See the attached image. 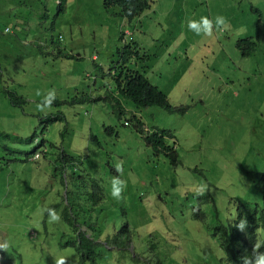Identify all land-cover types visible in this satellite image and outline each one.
Wrapping results in <instances>:
<instances>
[{
  "label": "rangeland",
  "instance_id": "obj_1",
  "mask_svg": "<svg viewBox=\"0 0 264 264\" xmlns=\"http://www.w3.org/2000/svg\"><path fill=\"white\" fill-rule=\"evenodd\" d=\"M37 2L0 0V134L9 136L0 137V242L10 245L0 250V264H54L60 255L81 264L78 235L89 236V227L102 252L98 264L226 263L216 227L235 223L239 202L264 207V0H150L131 21L107 11L104 0H68L56 23L54 2ZM45 8L51 12L41 30L60 32L72 58L51 46L45 56L25 57L28 28L38 22L30 15ZM217 15L226 27L211 36L187 28L188 19ZM245 38L257 42L253 55L237 45ZM127 44L142 57H131ZM124 61L167 93L174 110L139 108L119 94V115L112 94ZM10 87L27 102L12 104ZM50 91L70 102L111 98L52 102L41 112L37 104ZM58 110L67 121L49 122ZM134 115L145 134L174 135L167 142L178 150L177 163L147 146ZM57 147L82 159L66 163L53 154ZM108 157L121 165L119 173L102 164ZM91 167L101 173L89 176ZM114 177L124 184L120 200L110 195ZM99 188L104 198L89 202ZM51 205L59 222H48L43 210ZM258 231L260 246L264 229Z\"/></svg>",
  "mask_w": 264,
  "mask_h": 264
},
{
  "label": "trees",
  "instance_id": "obj_2",
  "mask_svg": "<svg viewBox=\"0 0 264 264\" xmlns=\"http://www.w3.org/2000/svg\"><path fill=\"white\" fill-rule=\"evenodd\" d=\"M35 2H39L41 6L47 7V4L50 1L54 2L55 9H53L54 12V19L52 20L54 23H56V17L59 15L63 16L66 12V4L68 0H33ZM37 2V3H38ZM104 7L107 11L113 12L117 15H122L124 17H127L130 21L134 18H137L138 16L142 15L147 9L151 7L150 0H104ZM256 11H260L258 8H256ZM51 10L46 9L43 11L41 10L38 13H35L33 11L31 13V17L34 20H37L36 27L32 31V28H28L30 35L29 41L27 40L28 48H29V54L25 57H28L30 53H33L34 56L39 55H47L50 52L48 51L49 47H53L54 50L57 51L58 56L72 58L73 55L70 53H67L63 49V45L61 43V33L60 32H53L55 28H51L52 32H49V30L45 33L41 30V27H43V23L47 18L50 17ZM39 23V24H38ZM13 27L16 29L17 24H12ZM54 25V24H53ZM8 27V26H6ZM12 29V28H11ZM5 31V30H4ZM16 35H18L17 31ZM5 33V32H4ZM28 36V34H25ZM28 37V38H29ZM123 37V36H122ZM132 44H127L126 47H128V52L131 57H134V54H136V57L140 59L142 55L140 52L136 49L134 51L133 49L129 48ZM238 47L243 50V55H253L257 50V42L253 41L252 38H245L241 39L237 43ZM1 70V69H0ZM119 72L115 73L116 78V92L117 97L112 94V98L114 101V106L116 110L118 111L119 115H122L125 108L121 103V100L118 98L119 94L123 96L124 98L130 99L132 102H134L139 108H146L150 106H159L161 108L173 111L174 107L172 106L170 102L169 95L165 93L161 88L156 86L151 82V80L146 77L144 74H142L140 71L128 66L126 62L124 61V64L118 69ZM17 73V72H16ZM5 95L10 97V102L14 105H23L27 102V99L25 96L19 94L16 92L15 88L6 89ZM73 99L72 97H69ZM68 98V99H69ZM76 98V97H74ZM110 96L97 98L95 100H101V99H110ZM95 101L94 99H92ZM91 98L88 95H84L80 98L73 99V101H66L58 98L57 100L53 101L55 105L59 106L63 103H69L70 105L75 104H84L87 101H92ZM68 113L63 112L62 110H58L57 112L50 113L47 115V119L49 122H55V121H67ZM121 117V116H120ZM132 125L136 127L138 132L141 134V137L146 141L147 146H151L153 151L155 153H164L171 159V163H177L179 160V154L176 147L172 144H169L167 142V137L172 138L174 135L168 131V130H154L151 133L145 134L144 130V121L139 118L137 115L133 116ZM125 125H131L129 122H125ZM67 127V124H66ZM111 129V132H115L113 127H108ZM64 132H62V135ZM95 136H98L96 133L92 134V144H94V141L96 139ZM0 137L4 139H8L9 136L3 132L0 134ZM35 138V135L31 137L29 140L33 141ZM64 139V138H63ZM57 145V143L53 142L51 143V146ZM60 148L57 147V153L53 151V154L60 159H63L66 163H72L75 164L76 161H80L82 157H79L78 159L75 157H72L70 155H66L63 151L59 152ZM38 153L36 151L33 152V156ZM40 154V153H39ZM35 159L38 157L36 154ZM112 158L108 157V160H106L104 163H102L106 168H108L109 172L113 174V171L117 173L114 165L111 164L110 160ZM88 175L90 174H98L101 173V170L98 167H91L87 171ZM105 174V172H104ZM63 184L64 181H63ZM101 188L97 190V195L92 194L89 197V202H92L94 204H97L98 200L101 201L104 196L100 195ZM210 198L212 201H214L213 197L209 194L206 195V199ZM54 207L53 205L50 206ZM257 208H260L258 206ZM256 208V205L251 203H245V202H239L238 208H237V219L234 224H223L220 223L216 229L215 232L218 234L221 238V246L225 252L226 255V263L222 264H243V257L247 255L249 258L253 256V248L256 245L255 251L257 253H262L264 251V244L259 246V231L258 229H264V207L260 210ZM63 218L68 221L72 226V222L69 218V214L67 211L63 212ZM241 218H244L247 220V226L246 229L241 231L237 227H235V224L239 222ZM91 232L89 236L81 230L78 237L80 241L78 242L77 249L80 252L81 255V264H86L87 260H90L92 264H98V260L102 256V252H99L97 245L98 241L97 238H94L95 230L93 227H89ZM75 232H78V228L74 227ZM93 232V233H92ZM89 233V232H88ZM118 245V244H115ZM120 247H124V244L119 245Z\"/></svg>",
  "mask_w": 264,
  "mask_h": 264
},
{
  "label": "clouds",
  "instance_id": "obj_3",
  "mask_svg": "<svg viewBox=\"0 0 264 264\" xmlns=\"http://www.w3.org/2000/svg\"><path fill=\"white\" fill-rule=\"evenodd\" d=\"M226 27V18L222 15H217L213 19H210L208 16H200L199 19H188L187 20V28L197 36L203 34L204 36H211L213 33L214 28L217 31L223 30ZM10 29V26L5 28V32ZM7 33V32H6ZM39 95V92H37ZM56 99L55 92L50 91L45 96L43 101L40 104H37V109L41 112H44L48 109L52 102ZM46 114V113H45ZM117 173L121 171V165L116 163L114 165ZM124 190L123 182L118 178L114 177L111 180L110 185V195L116 199L120 200L122 198V192ZM43 211L47 213L48 222L49 223H56L59 222L61 217L60 215L52 208H45ZM234 218V217H232ZM247 220L241 218L235 227L239 230L243 231L246 229ZM10 247L9 242L5 239L4 241L0 242V250H8ZM256 245L253 248V256L249 258L245 255L243 259V264H264V254L257 253L255 251ZM54 264H66V258L64 255H60L54 258Z\"/></svg>",
  "mask_w": 264,
  "mask_h": 264
}]
</instances>
